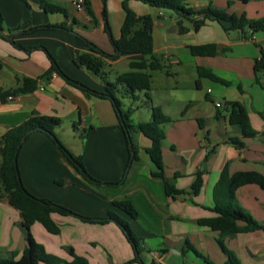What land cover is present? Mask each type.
Here are the masks:
<instances>
[{
  "label": "crops",
  "instance_id": "obj_1",
  "mask_svg": "<svg viewBox=\"0 0 264 264\" xmlns=\"http://www.w3.org/2000/svg\"><path fill=\"white\" fill-rule=\"evenodd\" d=\"M53 1H68L70 14L46 12L40 0H0L4 19L0 25V91L22 86L24 78H39L35 89L13 94L12 99H0V139L34 112L59 117L61 123L54 127L56 137L73 155L82 156L89 174L102 182L88 183L51 136L33 132L18 153L24 185L35 196L49 198L74 212L52 213L60 228L58 234L48 232L39 223L33 224V237L47 252L66 261L75 254L86 258L88 264H126L136 257L132 244L117 222L99 220L114 211L129 223L143 247L149 244L137 261L127 264H162L152 257L151 251H158L166 264H224L227 257L218 243L219 232L200 225L199 219L216 214L213 188L225 167L231 174H264V71H254L255 61L261 57L260 46L264 47V31L251 34L248 30L247 34L254 36L251 40L239 29L228 31L229 23L215 19H206L195 29L193 19H201V15L182 17L170 9L129 0L130 8L137 14L154 19V54L163 67L151 72L149 95L153 105L170 118L163 125L164 173L176 189L183 191L173 197L167 194L164 182L152 176L156 167L146 152L151 140L141 132L139 159L124 176L129 154L110 99L81 89L56 71L47 75L50 54L66 75L104 91V83L80 65L77 58L90 51L91 43L107 53L115 52L110 34L115 38L121 35L126 16L122 0H88L92 14L86 6L76 8L75 0ZM184 3L194 9L213 6L239 15L245 13L250 19L260 17L256 14L260 13L258 6L264 13V0ZM60 24L66 27H47ZM182 26L186 31H181ZM204 44H214L215 54L191 53V46ZM184 56L194 62L190 72L174 69L176 64L183 66ZM145 58L148 56L123 54L108 60L106 70L109 73L120 64L127 69L116 73V79L130 69V62ZM200 69L210 70L228 83L213 80ZM108 80L111 81L110 74ZM144 101L137 104L132 123L141 107L148 109L150 117L145 120L152 118ZM231 102L245 109L254 136L243 135L231 123ZM122 104L127 109L131 103L122 100ZM233 139L243 145L238 147ZM200 171L203 184L195 195L191 187ZM115 199H128L138 217L133 218L114 205ZM236 203L264 223V190L258 184L240 186ZM27 233L20 210L9 203L0 183V254H21L28 243ZM224 241L241 264H264V230L238 232Z\"/></svg>",
  "mask_w": 264,
  "mask_h": 264
},
{
  "label": "trees",
  "instance_id": "obj_2",
  "mask_svg": "<svg viewBox=\"0 0 264 264\" xmlns=\"http://www.w3.org/2000/svg\"><path fill=\"white\" fill-rule=\"evenodd\" d=\"M151 6L165 8L175 11L182 17H192L201 15V19H193L195 29L200 28L206 19H215L227 22L229 30H241L245 37H249L248 30L251 34L264 31V18L250 19L246 14H236L228 12L226 9H220L213 6H207L201 9H194L185 5L184 0H139ZM247 2L249 0H242ZM129 0H122L126 16L121 28V35L115 38L110 34L111 42L115 52L110 54L91 43L90 51L79 54L77 61L80 65L85 66L87 70L99 77L104 83V91L94 90L77 79L71 78L62 71L56 59L49 54L51 67L47 71L50 75L53 71L63 75L67 81L80 87L81 89L93 93L97 96L108 98L114 104L118 113L120 126L125 134L126 145L129 154L126 168L139 159L137 146L133 143L131 128L143 133L151 140V145L146 148L155 170L152 176L161 179L164 182L168 195L175 197L183 191L176 189L166 178L164 173L163 162V140L166 137L164 123L170 118L165 115L158 106H154L149 95L152 87V74L154 70L163 67L161 59L154 54V19L151 15H139L132 10L128 4ZM41 8L50 13L61 12L67 15L66 7L58 4L53 0H40ZM92 14L88 6V0H84V7ZM3 15L0 12V25L3 21ZM66 27L64 24L49 25L47 27ZM37 28V27H35ZM34 29V28H33ZM181 31L186 28L181 27ZM261 57L254 63V71H264V47L260 46ZM193 55L211 56L216 52L214 44L193 45L190 47ZM123 54H142L148 56L143 60L130 62V69L117 75L116 80H108L107 68L108 60H116ZM200 72L209 76L211 79L228 83L225 79L215 75L210 70L200 69ZM38 79L24 78L23 85L12 90L0 91V99H5L9 95L19 92H27L37 87ZM119 84L126 86L128 92L133 96L137 91H141L145 96V105L149 106L152 111V118L144 120L138 124L132 123L131 116L136 107L132 104L127 109H123V104L116 94ZM135 99L137 97H134ZM232 111L230 121L236 125L245 136H254L256 133L251 130L248 115L245 109L237 102H231ZM61 123V118L56 116L41 115L36 112L32 113L24 122L8 129L0 139V183L2 192L8 199L9 203L19 209L23 218V223L27 233V246L21 254L17 251H9L6 254H0V264H88L86 258L73 254L71 261H66L55 254L46 251L44 245L33 237L30 228L33 224H41L48 232L58 234L59 226L52 218V213L58 212L63 215L74 213L70 208L56 203L49 198H42L32 194L24 185L21 177V171L18 165V153L20 148L30 135L35 131H42L51 136L54 135V141L58 143L69 160L75 165L80 174L88 181L100 183L94 179L87 171L82 156L73 155L56 137L54 127ZM232 143L238 147L243 145L242 141L233 139ZM126 171V169H125ZM128 171V170H127ZM256 183L264 190V174L257 171H238L233 174L225 167L218 181L213 188L214 207L216 212L214 216L203 217L199 219V224L209 227L219 232L218 243L220 244L227 259L224 264H241L240 259L235 252L224 244L225 238L234 237L238 232L264 230V223L256 221L248 212L243 210L236 203V190L245 184ZM203 184L202 172L200 171L194 181L191 192L198 194ZM114 205L120 207L131 217L137 218L138 211L128 199H115ZM85 218V217H82ZM91 220V218H87ZM103 220H114L121 227L128 241L136 251V257L128 261H137L139 254L144 247L141 245V238L136 235L129 223L114 211H108ZM242 223V224H241ZM126 263V264H127Z\"/></svg>",
  "mask_w": 264,
  "mask_h": 264
},
{
  "label": "rangeland",
  "instance_id": "obj_3",
  "mask_svg": "<svg viewBox=\"0 0 264 264\" xmlns=\"http://www.w3.org/2000/svg\"><path fill=\"white\" fill-rule=\"evenodd\" d=\"M59 4H61L62 6H64V7H66V9L68 10V13L70 14V7H69V2L67 1V2H65V1H60V2H58ZM255 5L257 6V5H259V3L258 2H255ZM75 7L76 8H78L76 5H75ZM257 10H259V12L260 13H257L256 12V14H259V18H264V13H263V9H262V7L261 6H258V8H257ZM247 16V15H246ZM250 16V15H249ZM247 18H250V17H247ZM258 19V18H257ZM194 67V62L192 63L189 59H188V57H186V56H184L183 57V66H179V65H175L174 66V69L175 70H183V71H185V70H187L188 72H190L191 70H192V68ZM109 70V69H108ZM124 70H127V69H125L121 64L120 65H118L116 68H114V69H110L109 70V74H110V80L112 81V82H114L116 79H115V74L116 73H118V72H120V71H124ZM87 71H89V70H87ZM90 72V71H89ZM91 73V75L93 76V77H95V78H97L100 82H102V80L99 78V77H97L96 75H94L92 72H90ZM108 74V75H109ZM116 94H117V96L120 98V100L122 101H125V102H130L132 105H133V107H136L137 106V104H140V102L142 101V100H145V96H144V94H143V92H141V91H137L136 92V96L135 97H137V96H139L140 97V99H135L134 98V96H132L129 92H128V90H127V88H126V86H124V85H122V84H119V86H118V89L116 90ZM140 108V107H139ZM146 109V110H145ZM150 116H149V114H148V109L147 108H145V107H141L140 109H139V111H138V113H137V115H134V117H133V119H134V124H137V123H139V122H141V121H143V120H145V119H147V118H149ZM138 133H139V131L138 130H135V129H133V128H131V135H132V140H133V143L137 146V148H139L140 146H139V143H138ZM85 134V133H84ZM84 138H86V137H84ZM84 140V139H83ZM84 142V141H83ZM184 144H187V145H190L188 142H185ZM126 160H127V158H126ZM126 164H125V169H126V171H124V176L126 175V173H127V170L129 169V168H126V166H127V163H128V160L125 162ZM87 182L88 183H90V184H93V185H96V183L95 182H93V181H88L87 180ZM100 182H102V181H100ZM154 244V243H153ZM156 244H158L157 242H156ZM224 244L228 247V243L226 242V241H224ZM142 245V244H141ZM148 246H149V244H146V246L144 245V250H147L148 249ZM157 246V245H156ZM143 247V246H142ZM153 257V256H152Z\"/></svg>",
  "mask_w": 264,
  "mask_h": 264
},
{
  "label": "built area",
  "instance_id": "obj_4",
  "mask_svg": "<svg viewBox=\"0 0 264 264\" xmlns=\"http://www.w3.org/2000/svg\"><path fill=\"white\" fill-rule=\"evenodd\" d=\"M78 9H82L84 8V0H75L73 2ZM249 39L253 40L254 36L250 35ZM41 89H44L43 86L40 87ZM9 99H12L13 97L11 95L8 96ZM151 255L154 257V259H156L157 261L161 262L162 264H166L165 262L162 261V255L158 252V251H151Z\"/></svg>",
  "mask_w": 264,
  "mask_h": 264
},
{
  "label": "water",
  "instance_id": "obj_5",
  "mask_svg": "<svg viewBox=\"0 0 264 264\" xmlns=\"http://www.w3.org/2000/svg\"><path fill=\"white\" fill-rule=\"evenodd\" d=\"M51 137H53V138H54V135H53V134H51ZM99 220H103V218H99Z\"/></svg>",
  "mask_w": 264,
  "mask_h": 264
}]
</instances>
